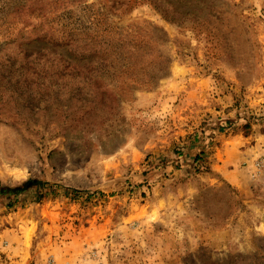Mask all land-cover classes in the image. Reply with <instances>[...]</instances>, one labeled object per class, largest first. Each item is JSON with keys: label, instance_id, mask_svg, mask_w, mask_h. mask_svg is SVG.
I'll return each mask as SVG.
<instances>
[{"label": "rangeland", "instance_id": "rangeland-1", "mask_svg": "<svg viewBox=\"0 0 264 264\" xmlns=\"http://www.w3.org/2000/svg\"><path fill=\"white\" fill-rule=\"evenodd\" d=\"M0 264H264V0H0Z\"/></svg>", "mask_w": 264, "mask_h": 264}, {"label": "trees", "instance_id": "trees-1", "mask_svg": "<svg viewBox=\"0 0 264 264\" xmlns=\"http://www.w3.org/2000/svg\"><path fill=\"white\" fill-rule=\"evenodd\" d=\"M75 43H73V47H72V49L71 48H69L67 51H70V52H73L74 53V56H76V55H79V54H83V53H86V52H89V55L90 56H92L93 54H95V53H97V54H104L105 52H106V50L104 51L103 50V48H101V49H98L97 47L98 46H96L95 44H85V43H82V42H84V41H74ZM62 47H63V45H62ZM43 50H50V49H42V50H40V51H38V53H40L41 51H43ZM121 52L122 53H124V52H126V51H128V52H126L128 55H130V54H132L131 53V51L130 50H127V48L125 49L123 46H121ZM111 52V54H116V52H114V51H110ZM26 53V52H25ZM37 52H32V54H29L30 56H35V55H37L38 54ZM28 54V53H27ZM119 54V53H118ZM58 56H62V55H58ZM62 59H63V57H62ZM60 61H62V60H60ZM149 83V82H148ZM151 83V82H150ZM16 193H18V192H16ZM80 194V192L79 191H77V190H73V189H67L66 190V193H65V195H67V196H71V195H75V196H77V195H79Z\"/></svg>", "mask_w": 264, "mask_h": 264}]
</instances>
